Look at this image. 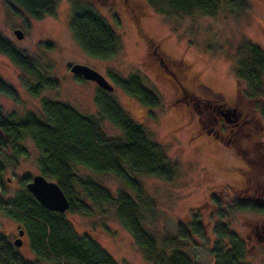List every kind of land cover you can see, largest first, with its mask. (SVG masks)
<instances>
[{
  "label": "rangeland",
  "instance_id": "1",
  "mask_svg": "<svg viewBox=\"0 0 264 264\" xmlns=\"http://www.w3.org/2000/svg\"><path fill=\"white\" fill-rule=\"evenodd\" d=\"M82 1L92 5L119 37L117 56L100 60L83 51L70 30L71 0H57L56 14L41 19L32 17L11 1L0 0V33L33 59L42 75L59 83L57 89L45 88L34 96L26 85L35 84L37 77L0 54V77L18 94V99H14L0 93V109L4 116L13 115L18 119L29 112L44 116L42 100L51 98L83 114H98L96 97L100 88L92 81L76 77L70 67L82 64L101 73L114 87L110 96L150 133L167 159L175 164L172 181L139 177L153 206V210H145L144 226L162 245L167 238L175 237L178 225L188 220L187 214L193 215L192 209L206 200L209 191L221 190L227 184L240 185L237 176L231 175L234 174L232 167L240 166V156L214 135L205 134L209 128L220 129L224 135L228 133L223 129H228V121L221 115L216 119L209 113L211 101L218 99L226 107H234L237 113L255 115L258 136L264 141V118L246 96L249 86H238L234 75L237 53L244 42L264 51V0H236L242 3V9L224 4L214 16L159 13L148 0ZM16 29L23 32L22 39L15 36ZM133 74H139L144 84L159 96V106H144L112 77L128 78ZM193 95L206 100H193ZM256 103L259 109L264 107V93ZM103 127L111 137H120V130L109 120H103ZM20 146L25 154L16 155L7 147L0 155L3 199L13 197L20 190L22 177L31 179L41 174L40 150L35 142L27 137ZM75 170L82 177L93 178L114 196L119 189L127 188L114 175L97 174L84 167ZM92 208L93 212L87 215L66 214L75 232L91 236L120 264H152L145 259L112 205H93ZM5 210L0 209V229L14 242L24 225L9 217ZM22 240L18 253L34 259L26 234ZM202 241L196 239V244L180 240L177 246L197 264H210L208 243L205 239Z\"/></svg>",
  "mask_w": 264,
  "mask_h": 264
},
{
  "label": "trees",
  "instance_id": "2",
  "mask_svg": "<svg viewBox=\"0 0 264 264\" xmlns=\"http://www.w3.org/2000/svg\"><path fill=\"white\" fill-rule=\"evenodd\" d=\"M8 1L36 19L53 16L57 11V0ZM148 1L157 12L171 14L202 13L214 16L224 4L234 9L243 8L242 3L236 0ZM71 7L70 30L83 51L100 60L117 56L120 52V40L107 20L92 5L82 0H71ZM17 10L15 9L16 12ZM0 54L8 56L26 73L37 77L35 84L26 85L32 95L38 96L45 88H58L56 80L42 75L38 64L23 51L16 49L1 33ZM234 75L238 86H249L246 96L255 105L254 110L260 111L264 118V107L259 109L255 104L264 93V51L254 44L244 42L237 53ZM112 77L116 84L144 106L154 108L160 105L159 96L144 84L139 74L128 78L118 75ZM98 92V114H83L74 107L51 98L42 100L44 116L29 112L18 119L13 115L4 116L0 109V155L7 147L16 155L25 154L20 143L27 137L32 139L40 150L41 175L55 181L70 202L65 213L45 209L26 189V184L31 180L29 177L20 179V190L13 197L3 199L0 194V209H7L4 212L9 217L23 223L29 245L35 254L32 260L21 256L14 242L0 229V264H120L91 236L75 232L66 220L67 213L87 215L93 212V205L103 204L114 207L118 218L130 230L147 261L152 264H197L177 244L180 240L192 242V235L203 234L201 224L192 225L191 234L187 226L180 223L175 237L167 238V242L161 245L155 234L143 223L145 210H153V206L139 177L151 176L172 181L175 164L167 159L150 133L132 120L108 91L99 89ZM0 93L18 99L15 89L1 77ZM253 116L256 117L249 114L245 119L250 120L249 124L237 127L251 128L252 136L248 137L249 140H242L246 144L253 140L260 143L257 139L259 127ZM104 119L120 130L119 138L107 133L103 127ZM247 132L248 130H244L237 136ZM12 157L16 164V158ZM77 167L88 168L97 174L114 175L127 188L119 189L114 196L93 178L77 174ZM243 207L240 203L235 206L237 209ZM240 250L241 245L234 246L228 255L238 256L241 254ZM216 264L238 263L231 260L230 263Z\"/></svg>",
  "mask_w": 264,
  "mask_h": 264
},
{
  "label": "flooded vegetation",
  "instance_id": "3",
  "mask_svg": "<svg viewBox=\"0 0 264 264\" xmlns=\"http://www.w3.org/2000/svg\"><path fill=\"white\" fill-rule=\"evenodd\" d=\"M192 99L206 100L198 95H193ZM211 103L209 113L214 118L221 115L228 121V129L223 128L228 133L224 135L220 129L209 128L205 134L214 135L240 156V166L231 169L234 173L231 175L237 176L240 185L227 184L228 187L221 190L209 191L206 200L192 209L193 215L187 214L188 220L184 224L191 234L192 225L201 224L203 234L192 235V238L196 244V239L207 241L210 264L230 263L231 260L238 264H255L259 260L258 264H264V141L258 137L260 143L255 140L249 144L242 142L253 133L251 128H237L240 124L250 123V120H245L249 114L237 113L234 107H226L218 99ZM244 130L248 132L238 137ZM238 203L244 207L235 208ZM237 245H241V254L228 255Z\"/></svg>",
  "mask_w": 264,
  "mask_h": 264
},
{
  "label": "water",
  "instance_id": "4",
  "mask_svg": "<svg viewBox=\"0 0 264 264\" xmlns=\"http://www.w3.org/2000/svg\"><path fill=\"white\" fill-rule=\"evenodd\" d=\"M14 34L18 39L23 38V32L20 29H16ZM70 72L84 80L94 82L100 89L108 92L114 90V87L101 73L86 65L74 64L70 67ZM26 189L47 210L65 213L70 207V202L61 187L41 174L33 176L26 184ZM18 234L19 237L14 240V245L21 247L23 245L22 237L25 234L24 229H19Z\"/></svg>",
  "mask_w": 264,
  "mask_h": 264
}]
</instances>
